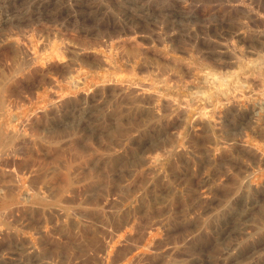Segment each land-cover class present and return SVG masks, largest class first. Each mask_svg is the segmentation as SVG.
I'll return each instance as SVG.
<instances>
[{"label": "rangeland", "instance_id": "rangeland-1", "mask_svg": "<svg viewBox=\"0 0 264 264\" xmlns=\"http://www.w3.org/2000/svg\"><path fill=\"white\" fill-rule=\"evenodd\" d=\"M132 1L0 6V257L264 264V0Z\"/></svg>", "mask_w": 264, "mask_h": 264}, {"label": "bare ground", "instance_id": "bare-ground-1", "mask_svg": "<svg viewBox=\"0 0 264 264\" xmlns=\"http://www.w3.org/2000/svg\"><path fill=\"white\" fill-rule=\"evenodd\" d=\"M50 1V0H49ZM9 3V2H8ZM7 3V0H0V6L2 7L3 5L5 4H8ZM46 3V2H45ZM143 3V0H133L131 5L135 6V7H140V13H142L143 15L146 13L147 9L144 7V5L142 4ZM46 5H50V3L46 4ZM43 7V6H42ZM137 9V8H136ZM139 9V8H138ZM155 18V17H154ZM90 110V109H89ZM89 114V113H88ZM252 115V114H250ZM251 117V116H250ZM248 123V122H247ZM238 128V127H237ZM240 128V126H239ZM235 129V128H234ZM238 130V129H236ZM257 204V202H251L249 205H248V209L249 210H253L255 208V205ZM258 206V205H257ZM254 211V210H253ZM251 213V212H250ZM249 213V214H250ZM249 214L248 216H246L243 220H247L249 218ZM251 216V215H250ZM222 230V229H221ZM233 230V229H229V232H225L224 234H222V238H221V241H225L227 238L229 239V237L231 238L230 236V231ZM236 230V229H235ZM220 232V231H219ZM236 233V232H235ZM233 235V233H232ZM234 236V235H233ZM220 241V239H219ZM0 264H7V259H4L3 257H0ZM10 264H20V261H11ZM197 264V263H196ZM199 264V263H198Z\"/></svg>", "mask_w": 264, "mask_h": 264}]
</instances>
